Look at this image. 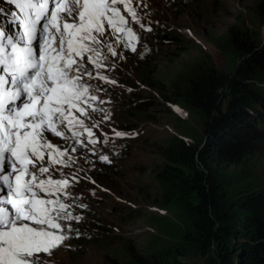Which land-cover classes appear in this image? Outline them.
Returning <instances> with one entry per match:
<instances>
[{
    "label": "snow or ice",
    "instance_id": "6c2138e0",
    "mask_svg": "<svg viewBox=\"0 0 264 264\" xmlns=\"http://www.w3.org/2000/svg\"><path fill=\"white\" fill-rule=\"evenodd\" d=\"M6 4L14 10L0 6V264H41V254L51 257L81 236L75 210L87 205L71 188L91 178L81 177L79 159L92 163L90 153L110 164L96 146L129 135L96 136L110 119L102 107L110 101L100 99L104 89L94 81L116 84L105 73L125 51H137L132 25L152 29L141 14L147 0Z\"/></svg>",
    "mask_w": 264,
    "mask_h": 264
},
{
    "label": "rangeland",
    "instance_id": "374dc122",
    "mask_svg": "<svg viewBox=\"0 0 264 264\" xmlns=\"http://www.w3.org/2000/svg\"><path fill=\"white\" fill-rule=\"evenodd\" d=\"M179 1L147 0V7L141 8V14L146 16L143 22L151 28L159 31L162 26L169 29L166 31L179 34L180 47L170 46L157 34L152 36V31L147 34L133 24L143 48L154 59L153 67L144 58V49L139 43L136 52L125 51V58L116 61L114 69L118 74L105 73L116 84L94 81L104 89L97 93L100 99L110 101L102 105L110 113V119L101 123L96 136L102 141V133L111 137L113 129L129 135L96 146L99 154L109 156L110 164L100 162L90 153L88 160L92 163L79 159L78 165L84 169L81 177L87 174L91 178H81L71 188L73 195L80 197L79 202L87 205L86 209L75 210L83 216L79 224L73 222L81 236L66 241L71 248L61 247L51 257L41 254V264L45 259L48 264H116L112 255L122 263L126 243L136 248L161 242L178 244L181 233L187 230L184 201L176 204L165 199L156 201L158 190L152 179L159 163L154 153L156 145L180 140L201 148L206 142L202 115L179 98L170 97L171 82L184 91L193 77L210 66L224 72L232 70L235 58L231 45L225 37H220L232 25L264 49V11L258 7L262 0H214V4L212 0H197L175 8L178 11L176 22L170 13L175 7L173 4ZM159 71L166 75L165 81L158 80ZM129 72L135 80L129 78ZM120 92H124L125 98L118 95ZM130 94L132 98L128 97ZM177 107L186 115H178L174 110ZM95 118L100 119L98 115ZM239 169L238 165L225 168L231 172ZM245 175L246 178L231 187L227 194L232 196L264 183L263 150L256 151L251 157ZM184 259L189 264L200 262L193 257Z\"/></svg>",
    "mask_w": 264,
    "mask_h": 264
},
{
    "label": "trees",
    "instance_id": "16d2710c",
    "mask_svg": "<svg viewBox=\"0 0 264 264\" xmlns=\"http://www.w3.org/2000/svg\"><path fill=\"white\" fill-rule=\"evenodd\" d=\"M195 1L173 4L171 19L177 22L175 8L179 4ZM259 3L263 12L264 0ZM151 29L152 36L157 34L170 46H181L179 34ZM220 37L231 45L235 58L232 70L206 67L184 91L171 82L170 97L179 98L202 115L206 142L198 148L197 144L175 140L154 149L159 162L152 176L159 196L156 201H184L188 228L178 244L161 242L136 248L126 243L122 263L111 256L116 264H189L186 257L199 259V264H264V183L227 194L246 178V167L254 153L264 151V49L236 25ZM139 45L144 49L141 42ZM142 53L153 67V57L145 49ZM111 72L118 74L115 69ZM158 75V80H166L162 71ZM118 95L125 98L124 92ZM237 165L238 171L225 170Z\"/></svg>",
    "mask_w": 264,
    "mask_h": 264
},
{
    "label": "clouds",
    "instance_id": "9594fccd",
    "mask_svg": "<svg viewBox=\"0 0 264 264\" xmlns=\"http://www.w3.org/2000/svg\"><path fill=\"white\" fill-rule=\"evenodd\" d=\"M167 30H169V29H167Z\"/></svg>",
    "mask_w": 264,
    "mask_h": 264
}]
</instances>
